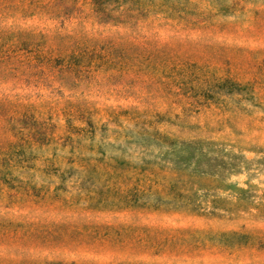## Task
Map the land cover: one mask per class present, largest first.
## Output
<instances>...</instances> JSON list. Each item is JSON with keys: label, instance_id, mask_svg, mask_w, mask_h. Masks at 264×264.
<instances>
[{"label": "rangeland", "instance_id": "1", "mask_svg": "<svg viewBox=\"0 0 264 264\" xmlns=\"http://www.w3.org/2000/svg\"><path fill=\"white\" fill-rule=\"evenodd\" d=\"M131 7L121 62L0 85L27 106L0 118V264H264V0ZM14 10L1 28L80 20Z\"/></svg>", "mask_w": 264, "mask_h": 264}, {"label": "trees", "instance_id": "2", "mask_svg": "<svg viewBox=\"0 0 264 264\" xmlns=\"http://www.w3.org/2000/svg\"><path fill=\"white\" fill-rule=\"evenodd\" d=\"M133 1L139 3L141 0H90L91 10L81 16L84 11L75 8L72 0H0V16L2 12L15 11L18 7L20 12H30L32 15L40 10L57 17L65 16L72 7L76 14H80L77 16L80 17L77 27L53 34H43L20 26L0 27V85L16 84L23 79L32 80L31 77L37 75H53L55 63H59L62 73L75 76L86 70L90 72L94 64L102 67L121 62L134 43V34H137L136 28H133L135 23L131 24V19L137 18V13L130 12ZM127 2L130 6L121 8ZM70 3L73 5L70 6ZM152 5L158 7L160 4L152 2ZM142 9L150 10V7ZM116 11L118 17H114ZM90 19L93 22L111 19L121 23L126 31L110 38L99 36V32L93 33L88 29L87 21ZM24 108H27L25 104H15L10 97L0 96V118L11 113L20 115ZM37 264L75 263L47 260Z\"/></svg>", "mask_w": 264, "mask_h": 264}]
</instances>
